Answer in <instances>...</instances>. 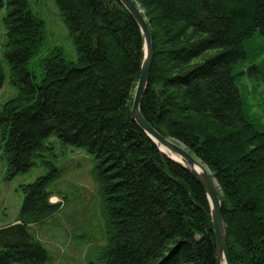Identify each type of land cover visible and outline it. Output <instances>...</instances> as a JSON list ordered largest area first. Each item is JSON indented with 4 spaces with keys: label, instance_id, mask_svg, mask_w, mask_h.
<instances>
[{
    "label": "trees",
    "instance_id": "obj_1",
    "mask_svg": "<svg viewBox=\"0 0 264 264\" xmlns=\"http://www.w3.org/2000/svg\"><path fill=\"white\" fill-rule=\"evenodd\" d=\"M72 40L28 68L45 22L28 0H0L2 57L15 93L0 104V138L12 173L52 150L46 139L84 148L96 161L105 244L96 264H216L208 198L192 173L133 121L142 60L140 28L119 0H53ZM147 21L152 61L140 111L180 142L216 180L230 264H264V126L237 86L247 43L264 35V0H134ZM253 67V65L251 66ZM4 81L0 58V88ZM20 186L12 223L0 226V264H43L29 231L60 207L47 189L58 169Z\"/></svg>",
    "mask_w": 264,
    "mask_h": 264
},
{
    "label": "rangeland",
    "instance_id": "obj_2",
    "mask_svg": "<svg viewBox=\"0 0 264 264\" xmlns=\"http://www.w3.org/2000/svg\"><path fill=\"white\" fill-rule=\"evenodd\" d=\"M28 1L45 22L44 42L29 60L28 68L38 72L40 59L54 46L62 47L67 59H75L72 40L54 1ZM3 33L1 28L0 58L4 81L0 88V104L16 92L10 83L8 62L2 57ZM247 49V60L236 68L241 70L237 86L247 113L264 126V35L255 34L247 43ZM45 142L53 149L48 150L52 154L43 155L42 160L53 163L58 169L57 175L47 185V189L56 194L49 201L60 203V207L47 219L29 225V231L47 249L48 259L43 264H92L90 262L105 244L101 213L103 198L95 176L96 161L84 148L62 144L55 136H50ZM48 163L38 160L26 171L12 173L0 138V226L16 220L23 200L20 186L46 174L50 170Z\"/></svg>",
    "mask_w": 264,
    "mask_h": 264
},
{
    "label": "water",
    "instance_id": "obj_3",
    "mask_svg": "<svg viewBox=\"0 0 264 264\" xmlns=\"http://www.w3.org/2000/svg\"><path fill=\"white\" fill-rule=\"evenodd\" d=\"M129 13L136 20L142 37V60L139 70L138 80L135 86L130 114L133 121L155 142L159 150L174 161L181 164L183 167L188 169L192 175L202 186L210 205V215L212 222V229L215 237V243L217 247V263L230 264L226 238H225V224L223 220L222 208L220 195L217 187L216 180L211 176L210 171L206 168L199 159L191 154L181 143L174 140L173 138H167L159 134L143 117L140 111V103L144 90L147 86L149 71L152 61V44L150 30L139 5L134 0H119ZM166 148L171 153L178 155L184 161H180L171 155L167 154L162 148ZM195 166H199L201 171H197Z\"/></svg>",
    "mask_w": 264,
    "mask_h": 264
},
{
    "label": "bare ground",
    "instance_id": "obj_4",
    "mask_svg": "<svg viewBox=\"0 0 264 264\" xmlns=\"http://www.w3.org/2000/svg\"><path fill=\"white\" fill-rule=\"evenodd\" d=\"M161 148L167 153V154H169V155H171L172 157H174V158H176V159H178V160H180V161H184L182 158H180L178 155H176V154H173V153H171L169 150H167L166 148H164V147H162L161 146ZM195 169L197 170V171H201V169H200V167L199 166H195ZM221 264H225L224 262H222Z\"/></svg>",
    "mask_w": 264,
    "mask_h": 264
}]
</instances>
